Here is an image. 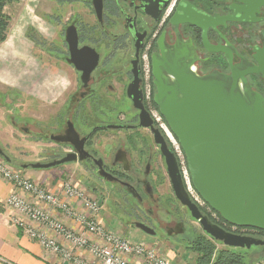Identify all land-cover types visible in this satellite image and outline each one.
Returning a JSON list of instances; mask_svg holds the SVG:
<instances>
[{
  "label": "rangeland",
  "instance_id": "obj_1",
  "mask_svg": "<svg viewBox=\"0 0 264 264\" xmlns=\"http://www.w3.org/2000/svg\"><path fill=\"white\" fill-rule=\"evenodd\" d=\"M55 7L53 2L45 0H15L4 7V12L9 17V27L6 37L0 41V148L11 158L9 164L13 169L21 171L24 176L33 179L26 173L27 171L46 174L52 182L59 181L57 187L60 190L62 184L71 182L85 191L89 197L96 199L101 207L100 214L110 230L119 231L120 235L133 240H135V232L139 233L145 236L147 239L145 242L152 246L160 245L178 256L182 254L180 264H191L194 262L195 253L187 249L189 240L196 233L201 234L203 231L170 190L166 167L157 149L156 158L149 168L148 179L153 187L158 188L153 191L154 197L159 196L160 206L153 205L154 214L149 215L145 213V209L152 206L148 192L136 190L140 200L144 201L142 205L135 199V222L142 221L146 225H151V219L155 222L160 220L161 226L155 229L154 236L146 235L138 228L130 226L131 206L124 204L122 200L124 194L119 190L114 193L112 190L115 188L114 184L102 181L90 162H70L49 169L21 168L24 163L50 162L59 153L53 142L37 139L35 130L40 124L47 126L49 133L50 130L57 132L64 128L67 110L72 103L71 99L78 94V75L65 62L63 50L55 45L61 43L63 36L60 31L61 23L67 22L66 14L64 12L58 14ZM71 10L74 9L71 7ZM88 19L91 21L92 17L89 16ZM154 34L146 39L144 50L140 55L142 90L148 96V98L145 96L147 110L157 120L155 126L160 128L162 125L169 132L171 140L166 131L160 129L168 145L175 152L180 169L185 170L187 165L183 151L158 109L153 106L155 90L151 75V51ZM132 52L131 47L128 46L115 56L116 63L123 64L125 72L129 68L128 63ZM102 68L105 69V66L99 68L97 76L100 75ZM125 72L121 75L123 85L126 83ZM93 90L95 92L90 93V96L77 106L75 113L69 115L81 133H87L96 124L114 120H109L108 117L112 116L108 114L116 110L123 112L118 116L120 122L128 120L134 114L123 93L117 98L112 97L113 95H110L102 84ZM111 106H116L114 111H110ZM20 125L31 132L22 131L19 128ZM125 133L127 134L125 131H98L91 140V147L106 160L116 149L118 138ZM137 134L140 139H150L149 142L153 145L152 134L148 131L140 129ZM140 145H142L141 140ZM142 163L144 164V162H135V167L140 169ZM185 176L190 187L188 190L195 203L211 221L233 233L264 238L257 229L234 228L221 221L218 215L194 192L186 170ZM102 217H100L101 221H103ZM165 226L166 230H164ZM217 247L220 248L221 245L218 244ZM240 251L244 256L243 264H258L264 261V250L260 246L241 248ZM164 252L169 253V251ZM159 253L162 254V252Z\"/></svg>",
  "mask_w": 264,
  "mask_h": 264
},
{
  "label": "water",
  "instance_id": "obj_2",
  "mask_svg": "<svg viewBox=\"0 0 264 264\" xmlns=\"http://www.w3.org/2000/svg\"><path fill=\"white\" fill-rule=\"evenodd\" d=\"M242 1L248 4L254 0ZM93 5L100 16L101 0H93ZM186 16V21L202 30L203 37L208 27L225 20L201 12ZM178 20L180 18L174 22ZM260 38L261 46L253 51L256 65L248 67L244 61L233 64L230 49L209 45L207 48L212 52L224 54L229 72L198 75L194 72L192 60L196 53L191 43L165 47L162 35L158 51L151 55V75L156 90L153 101L183 151L196 193L225 223L264 230V97L251 88L245 77L254 73L264 79V31ZM66 40L68 62L80 72V79L86 86L97 65L98 54L91 47H77L74 27L67 30ZM134 42L132 80L126 95L139 111L137 127L149 129L159 147L174 197L213 240L234 248L264 247L263 238L233 233L211 221L189 196L178 160L143 104L139 54L144 43L141 37ZM50 139L70 143L76 152L46 163H24L21 168L49 169L82 161L89 155L83 147L87 136L80 138L70 121L63 134L52 135ZM0 157L10 162L1 148ZM121 160L126 163L124 158ZM94 163L99 176L107 180L114 178L104 171L101 159H95ZM135 197L140 198L136 190ZM134 226L146 235H155V231L142 222L137 221Z\"/></svg>",
  "mask_w": 264,
  "mask_h": 264
},
{
  "label": "flooded vegetation",
  "instance_id": "obj_3",
  "mask_svg": "<svg viewBox=\"0 0 264 264\" xmlns=\"http://www.w3.org/2000/svg\"><path fill=\"white\" fill-rule=\"evenodd\" d=\"M45 1L53 2L56 5L55 8L58 14L62 12L66 14L65 18L67 22H62L60 27V31L63 33L61 43L55 45L58 46V49L63 50L65 62L77 73L79 87L77 97L71 99L72 103L67 110L68 115L65 118L64 128L57 132L50 130L52 133H49L48 127L40 124L35 130V135L37 139H46L53 142L59 153L55 155L52 161L60 159L68 153L76 152V150L72 144L55 142L50 139V136L63 134L67 127V122H72L80 138L87 136L83 147L89 154L84 160L74 162H90L98 175V169L95 166L94 160L101 159L104 171L114 178L107 180L99 175L98 177L106 183L114 184L115 188L112 189L114 193L119 190L120 193L124 194L122 200H124L125 205L129 204L127 206H131L132 211H130L132 214L130 226L135 228V199L139 200L141 205L144 203L140 198L135 197V190H146L151 196L150 201L152 206L145 209L146 214L153 215V205L157 207L160 205L158 204L159 196L154 197L153 191L158 190V188L153 187L151 181L148 179L150 174L149 168H151L152 162L156 158V151L158 150L159 152V147L154 141L153 145H151L150 139H140L138 137L137 131L140 129L146 130L150 134L151 132L147 128L137 127L139 111L133 106L132 100L126 95L127 86L132 80L131 60L134 55V40L141 37L144 43L155 32L151 55L158 51V41L162 35L165 47L191 43L190 47L194 48L196 53L195 59L192 60L194 72L198 75H205L212 71L229 72V63L224 54L212 52L207 48L209 45H217L230 49L232 53L231 63L237 64L244 61L250 67L256 65L253 51L261 46L260 34L264 31V0H254L248 4L242 0H101L100 16L95 11L93 0ZM172 2V9L166 16L168 6ZM254 2H257V4H253ZM71 7L74 9L73 11ZM194 12L221 16L225 20L222 23L208 27L203 37V32L199 27L186 21V15L193 14ZM89 16L92 17L91 21L88 19ZM176 18H180V21L174 22ZM70 27L75 28L78 48L88 46L93 48L98 54L97 65L90 73L86 86H83L80 72L74 68L72 63L68 62L70 55L66 34ZM128 46L131 47L133 52L129 59V68L125 72L123 64L116 63L115 56ZM103 66H105V69L102 68L100 75L97 76L99 68ZM124 72L126 74L125 85H123V79L121 78ZM245 77L251 88L261 93L264 97V79L254 73L246 74ZM104 80L106 81L105 83ZM101 84L105 85L106 91L110 95H113L112 97L117 98V96L123 93L130 103L134 114L131 118L125 120L126 122H120L118 116L123 114V112L122 110H116V112L108 114L112 116L108 117V119L114 120L96 124L87 133L83 134L77 129L69 115L73 112L75 113L77 106L82 104L90 96V93L92 94L93 89L98 88ZM140 89L142 90V81L140 82ZM143 104L147 109L144 99ZM153 106L157 108L154 101ZM115 108L116 106H111L110 111H114ZM19 128L24 132H31V130L27 131L25 126L20 125ZM103 130L127 132V134L125 133L118 138L116 149L106 160L91 147L93 136L98 131ZM140 140L142 145L139 146ZM123 158L126 163H123L121 160ZM9 160L11 161V158ZM135 162H144V164L142 163V167L139 169L135 167ZM150 221L151 225H147L156 232L155 229L161 226L160 220L155 222V220L151 219ZM164 230H166V226ZM261 236L264 237L263 234Z\"/></svg>",
  "mask_w": 264,
  "mask_h": 264
},
{
  "label": "built area",
  "instance_id": "obj_4",
  "mask_svg": "<svg viewBox=\"0 0 264 264\" xmlns=\"http://www.w3.org/2000/svg\"><path fill=\"white\" fill-rule=\"evenodd\" d=\"M172 6L173 2L168 6L166 16L170 13ZM144 45L145 42L140 55L144 50ZM145 96L148 98L143 93L144 101L146 100ZM149 114L155 124L157 120L150 112ZM157 128L163 129L169 135L164 126L161 125L160 128ZM168 138L172 139L170 135ZM185 170L189 176L187 166H185ZM185 170L180 169L182 180L189 196L195 202L188 190ZM0 176L8 181L14 189L5 199L4 205L26 219L25 221V219L16 216L13 218V222L44 249L58 254L61 257L59 264H133L131 260L135 261V259L141 264H173L154 246L145 241H135L120 235L118 231L107 229L100 220L101 207L98 201L89 197L85 191L80 190L71 182L62 184L61 190H49L37 181L24 176L21 171L14 170L3 158L0 161ZM189 183L192 185L190 176ZM194 192L196 193L195 190ZM203 203L205 204L204 201ZM59 215L65 216L75 223L80 231L63 222ZM89 235L99 238L102 243L92 242ZM81 249H85L91 254L94 263L75 255V250ZM258 264H264V261H260Z\"/></svg>",
  "mask_w": 264,
  "mask_h": 264
},
{
  "label": "crops",
  "instance_id": "obj_5",
  "mask_svg": "<svg viewBox=\"0 0 264 264\" xmlns=\"http://www.w3.org/2000/svg\"><path fill=\"white\" fill-rule=\"evenodd\" d=\"M26 173L31 175L33 180L37 181L47 189L54 191L59 190L57 187L59 183L58 180H54L52 182L50 178L46 176V174H36L35 171H27ZM12 190H14L12 185L0 177V204L3 207V211H0V264H59L61 262V257L58 254L44 249L37 241L29 238V236L23 232L22 228L13 222V218L16 216L22 219L25 218L21 214H18L16 211L11 210L4 205L5 199L9 196ZM101 215L102 214H100V217H102ZM59 218L63 222L72 225L77 231H80L79 227L76 226L75 223H72L71 220L67 219L65 216L59 215ZM102 220L105 227L110 229L104 222L103 217ZM89 239L92 242L99 244L102 243L99 238L93 235H89ZM146 240L147 239L145 236L135 232V241ZM64 244H66V242H64ZM154 247L159 252H162V254L167 258L169 256L170 258L168 259L173 264H180V261H182L180 258L182 254L178 256V254H174V252L164 249L160 245H155ZM164 251H169V253L166 254ZM75 255L83 257L87 261L94 263V259L92 258L91 254H89V252L85 249L75 250ZM131 262L133 264H141V262H139L137 259H135V261L131 260ZM191 264H194V262Z\"/></svg>",
  "mask_w": 264,
  "mask_h": 264
},
{
  "label": "trees",
  "instance_id": "obj_6",
  "mask_svg": "<svg viewBox=\"0 0 264 264\" xmlns=\"http://www.w3.org/2000/svg\"><path fill=\"white\" fill-rule=\"evenodd\" d=\"M13 1L15 0H0V41L6 37L9 27V17L5 14L4 7ZM0 211H3L1 204ZM218 217L220 218L219 215ZM220 220L223 221L221 218ZM258 231L261 234L264 233V230ZM218 244L221 245L220 248L217 247ZM187 249L196 255L194 264H243L244 261V256L240 251L241 248L224 246L222 243L207 236L204 232L201 234L196 233L189 240ZM261 249L264 250V247H261Z\"/></svg>",
  "mask_w": 264,
  "mask_h": 264
},
{
  "label": "bare ground",
  "instance_id": "obj_7",
  "mask_svg": "<svg viewBox=\"0 0 264 264\" xmlns=\"http://www.w3.org/2000/svg\"><path fill=\"white\" fill-rule=\"evenodd\" d=\"M167 136L169 137V135L167 134ZM188 180V179H187Z\"/></svg>",
  "mask_w": 264,
  "mask_h": 264
}]
</instances>
